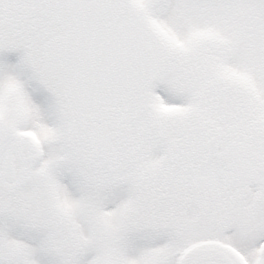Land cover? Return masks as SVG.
I'll return each mask as SVG.
<instances>
[{
  "label": "snow or ice",
  "instance_id": "snow-or-ice-1",
  "mask_svg": "<svg viewBox=\"0 0 264 264\" xmlns=\"http://www.w3.org/2000/svg\"><path fill=\"white\" fill-rule=\"evenodd\" d=\"M0 264H264V0H0Z\"/></svg>",
  "mask_w": 264,
  "mask_h": 264
}]
</instances>
